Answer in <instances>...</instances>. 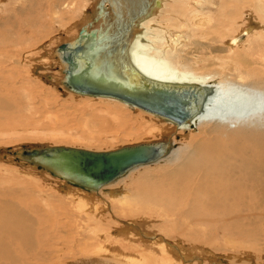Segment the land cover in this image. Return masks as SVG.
<instances>
[{
    "label": "bare ground",
    "instance_id": "obj_1",
    "mask_svg": "<svg viewBox=\"0 0 264 264\" xmlns=\"http://www.w3.org/2000/svg\"><path fill=\"white\" fill-rule=\"evenodd\" d=\"M63 1L64 2L61 3V5H64V8L71 9L73 7V3H71L72 1ZM223 1L226 5H224L225 3ZM231 1L235 6L236 3L241 0ZM243 1L246 2V0ZM4 2L6 3V1ZM98 2L99 5L96 4L97 2H94L93 7L97 5L96 11L98 13L99 25L96 26L95 30L90 33L87 31V27L84 26L81 34L82 36H78L74 39V41H69L70 43H68L69 46H67V48L70 49L65 50V53L72 56L75 59V62H77L76 67L85 68L84 71H87L86 78H90V84L96 87L97 85L103 87L105 86L117 91L120 89H128L130 91L137 89L140 90L137 92H141V90H144L143 86L151 87L150 85L154 83L159 86H165L178 91L185 95L187 101L189 102L188 108L190 111V117L182 122H176L166 116L147 110L146 108L110 94L79 92L69 85L68 73L66 74L65 72H63V84L76 93L118 99L137 106L150 112L151 114L153 113L158 117L172 121L179 126L188 124L189 127H194L191 122L198 120L199 123L205 125L207 128H210V130H208V134H206L207 137L204 142L192 145L196 148L197 157L193 160H191L192 158H188L189 160L186 159L187 162L185 160V164H187H182L183 167L177 168L174 172V176L176 178L179 176L180 184L182 185L181 188H179L182 189V192L178 193L175 198H177V196L178 198L180 197L182 203H185L184 208L181 209L182 204H177V201L175 203V200L173 201L174 197L173 199H171V197L168 202L170 207H167L166 205L163 206L162 204L163 207L159 210L164 218H166L165 216L167 215L171 216V214H174L176 211L178 212V217L183 215L185 219L187 218V222H189L188 224L191 223L194 227L192 226V231H186V234L191 235V233H194L197 237H200L199 241L201 240L202 243L192 240L191 243L186 244L184 241L186 235L183 234V231L174 232L172 231L173 229H168V226L166 227L165 225L166 223H162V221L159 224L153 223L155 226L160 225V227H162L161 230L166 233L168 236L167 238L170 237L177 242L172 244L175 250H171L172 246H167L164 241L158 237V235H161L162 233H158L156 231L151 232L148 230H152L148 227L149 225H152L149 220V216L146 215L147 218L144 217L138 219L141 217L140 214L125 213L123 209L120 211L118 210L119 212H117V215L121 216L124 212V215L127 214L126 216L129 219L134 218V220H131V224L129 225L118 227L112 226V228L116 233H119V238L123 237L124 239H129L127 237H131L130 239L137 240L140 244L145 245L147 247L145 249L140 245L143 249H139L142 251L141 254H145V250L148 249L149 252L147 251L146 254L148 255V253H150V256L161 260V264H226L223 261L219 262L220 256L211 255V249H214L213 245L209 244L208 241L215 240V236L213 234H217L216 237L222 238V242L231 245V247H236V253H238V250L242 251L243 248L246 251V257L256 256L258 259L261 258L260 255L262 253L260 249L264 247V19L262 21L260 31L257 30L258 28L256 24L254 27L251 25V27H244L245 25L243 26L242 23L241 26L243 27L241 29L239 28L240 30L235 32L229 39L221 36V44L226 42L230 45V47L226 45L225 49H227V53L225 55H221L220 53H215V51L212 50V45L216 46L217 37H214V35L217 31L215 27L211 26L213 23V17H215V12L224 14L231 9L229 4H227L228 1L98 0ZM177 2L179 3L178 5H176ZM257 2L259 10L257 13H264V0H257ZM243 4L245 3L243 2ZM25 6L23 7L25 8ZM167 6H178V12L171 9L169 12H166L165 9ZM246 7L247 6H243V8ZM250 8L251 7H247V10ZM232 10H235V8ZM57 11L58 9L54 7L53 13L56 12V14H58ZM249 12L252 13L253 9H250ZM60 16L62 17V15ZM87 17L88 16H85L80 24H82ZM61 19L62 18H59V20ZM32 20L28 21L31 22ZM6 21L8 20L5 19L3 22L5 23ZM21 22L27 23V21L24 20ZM35 22V20L34 23L32 22L34 27L36 24ZM38 22L39 21H37V23ZM16 24L18 25V23ZM12 28L14 27H11L9 23V25L4 24V26L0 29V108L5 106L9 100L11 101L12 96L16 97V94L22 91L25 87L23 79L15 74V66L18 65L17 62L19 61L22 63L21 65L26 67L28 59L27 49L29 46L27 47V44H25V47H21L19 45L20 47L14 48L16 49V52L5 48L7 47L6 43H9L7 42L8 35L6 33ZM35 28V33L31 32L28 36V40L32 39V37H34V35L38 32L37 25ZM226 31H224V33ZM68 33L70 32L68 31ZM218 35L219 34L216 36ZM68 38H71V36L67 35L65 39L70 40ZM58 39L60 40V38ZM77 41H79L78 43H88L87 53L82 54L74 51L72 44ZM203 41L209 42V44L206 49H204L205 46H202V52L199 56H197L199 57V59H197L198 63H201L202 65H197L196 67H186L181 65L177 60L178 56L184 55L182 53H184L186 48L192 49L197 45L199 47ZM15 42L16 39H13L11 41L12 45H15ZM25 42H27V40ZM47 44L46 48L48 46ZM221 44L219 47H221ZM56 50L58 51V55H61L62 50L59 48H56ZM226 55H228L227 60ZM37 56L38 58L42 57L40 55ZM59 59L63 63L61 64V68L63 67L64 71L65 64L67 65V63L61 58ZM215 61L219 62V64L217 63V66L213 65V62ZM88 63L91 64V66H89ZM180 66L184 67V71L181 72V76H179ZM226 67H232V69L238 73V78L235 80L224 79V76L221 73L224 72V75H226ZM92 74H94V76L96 75L101 77H91ZM214 74L221 76V78L216 76L214 77ZM79 77L83 76L79 75ZM203 77L207 80L204 81ZM175 79H178L179 82H185L176 84L173 83V81H177ZM224 81H229L231 83L228 91L225 89L226 91H219L218 94L213 91V86L220 85ZM212 91L214 94H211ZM113 115L115 118L113 124L116 122L117 128L125 130V128L131 127L130 119L118 117L115 113ZM163 124L165 123L163 122ZM163 124L157 126L156 128L154 126L153 130H160V132H164L170 137L171 133L176 130L173 126ZM212 128L216 133H219L216 137L209 136L213 133ZM142 130H145V128ZM142 130L141 128H138L136 133L139 131L142 132ZM149 130L151 131V129ZM181 137L183 140L185 137H188V135H182ZM181 137L177 136L178 139H181ZM88 139L94 140L95 138L89 137ZM149 142L152 144L154 143L158 147V155L156 158L147 162L137 163L127 168L123 173L101 183L97 188L89 189L80 186L78 183L71 181L73 179L64 177L60 173L51 172L46 167H38L36 160L30 159L29 156H25V149L30 151L35 150V152H38V150L48 148L46 146L41 148L23 146L20 150L16 151L18 157L15 158L21 162H24L25 160L27 163L26 165H28L30 169H36L42 174L48 173L46 175L48 177L52 175L59 178L62 185L60 192H64L65 194L68 193L71 195L70 198L73 200L72 203L74 204H69L71 210L73 211L74 207L79 211L86 208V212L82 214L81 218L85 221V224L83 225L85 235L93 232L94 234H97L100 232L99 228L101 226L100 224L96 225L94 224L95 222L91 221L92 219H95L91 216V214H94L92 210L95 212L98 210L96 209V204L99 203H90L89 200L85 198V196L88 195L84 194L85 196H83V194L79 191L82 192V190H85V192L88 191L89 193H103L105 191H109V197L111 199L116 200L117 196L123 197V190L120 188L104 187L112 184L121 176L123 177L130 171V168L136 165H148L159 161L166 154H168L167 152L173 146L171 140H168L167 142ZM61 144L62 143L56 146L73 147L96 153L112 151L110 149L93 150L86 147ZM4 156L5 155H3V158ZM62 158L65 159L67 163H71L69 161V157L62 156ZM166 180L165 182H167ZM159 181L160 180H158V183L160 184L159 186L164 185L165 182L163 183L161 180L160 183ZM64 183L66 185H64ZM145 185H147V189L151 190L157 186V183L146 182ZM176 186L179 187L178 185ZM3 188L2 191L0 187V191H2L0 192V264H60L59 262L64 260L63 258L66 255L61 254L62 252L60 251L63 250L62 246L64 243L62 246L59 245L57 238L63 237V232L65 234L67 233L65 232L66 229L62 228V226H64L63 224H65V220L62 219V221L60 217L63 215L67 216L69 222L76 220L75 216L72 215L73 213L70 211V208H68V206L66 207L65 202L63 203L61 201V204L64 205V210L62 211L61 208H59L61 207V204L59 205L57 202L54 204L55 197L58 196L56 195L58 192L53 190L52 187L47 189L45 187L44 189H38L37 193L39 194L36 193L37 196L41 195L43 198L40 202H43V200H49L47 202V209H51L55 205L54 210H47L46 212L39 209V200H37L38 197L33 202L25 204V199L27 198L24 194L26 191L22 192L24 190H19L18 192V189L14 187H7V189ZM168 192H170V190ZM174 192L177 194V191ZM158 193L161 192L158 191ZM36 194L34 193V195ZM95 198L96 196H91L92 200ZM153 198L157 199L156 196H153ZM160 199L161 198L158 199L159 202L162 200ZM166 200H168V198ZM100 205L101 208L104 207L103 213L105 212V209L111 213L113 209L117 208L114 203L111 204L112 206L109 203H106V206L104 204ZM120 207L121 206H119V208ZM151 213L149 212V214ZM161 214L158 213L159 216H161ZM208 214L209 220L206 223L204 218ZM96 215L97 214H95V216ZM162 218L163 217H161V220ZM152 219L156 220L155 218ZM166 219L171 220L170 217ZM181 221L179 219V226L181 229H185V227L181 225ZM172 223L169 224L172 225L173 228ZM176 224L179 223L176 222ZM183 225L186 226L185 224ZM205 225L206 227H204ZM212 226L215 227V232L209 231ZM109 229L110 228H106L107 233L109 232ZM207 229L208 231H206ZM59 230L62 233H59ZM191 237L196 239L195 236H190V238ZM235 237H239V239H236ZM68 241L69 240L66 242ZM85 241L86 237L84 240L82 238L81 244L83 247L89 244ZM74 243H76V240ZM73 247L74 246L71 248ZM136 247L137 250L139 247L138 245H136ZM89 248L93 249L96 248V246L93 247L92 245ZM79 249H82V247ZM94 251L97 252L96 250ZM229 253L231 255L233 254L232 252ZM104 255L100 256L99 254L94 257H88L85 254V257L83 255L80 256V258L76 255V258L74 257L68 260L65 258V262H61V264H103L107 262V260L105 262V259H110V257H106ZM231 255L228 254L229 257ZM238 255L241 254L238 253ZM126 257L128 258L129 255L127 256V254L124 255L121 253L118 256L115 254L111 257L115 262L109 264H127L128 261L131 260H128L126 263L122 259ZM132 258L135 257L133 256ZM128 259H130V257ZM138 260L139 263H141L143 259H141V261L140 259ZM261 260L263 261L264 258ZM133 261L134 259H132V262ZM137 262L138 261H136V264H139ZM143 263L144 260L142 264Z\"/></svg>",
    "mask_w": 264,
    "mask_h": 264
},
{
    "label": "rangeland",
    "instance_id": "obj_2",
    "mask_svg": "<svg viewBox=\"0 0 264 264\" xmlns=\"http://www.w3.org/2000/svg\"><path fill=\"white\" fill-rule=\"evenodd\" d=\"M4 1H6V3ZM225 1H228L227 4H229L231 11L229 10L224 14L215 12L216 18L213 17V23L211 26V27H215L217 31V33H215L214 35V37H217L216 46L212 45V50H214L215 53H220L221 55L223 54L225 55L227 53V49H225L226 45L230 47V45H228L226 42H224V44H221L222 43L220 42L221 36L229 39L230 37L233 36L235 32L240 30L244 25H245L244 27H247L250 25L254 27V25L256 24L258 28L257 30L260 31L261 26H262V21L264 19V13H257L259 12L258 7H257L258 5L257 0H246V2L241 0L240 2H237L235 6L231 0H225ZM63 2H64L63 0H1L0 1V4H1L0 5V26L3 27L4 24L9 25L10 23L11 27H14L6 33L8 35L7 42L9 43H6L7 47L5 48L11 51L13 50V52H16V49H14L15 47H20V46L25 47V44H27V47L29 46L27 49L28 59H27L26 67L21 65L22 63L19 61L17 62L18 65L15 66V70H16L15 74L16 76L23 79L25 83V87L22 89V91L16 94V97L12 96V100L11 101L9 100L5 106L0 108V187H1V190L3 187H4L3 189H7V187L9 188L14 187L18 189V192L19 190H24L22 192L26 191L24 196L27 198L25 199V202H26L25 204L33 202L38 197L37 200H39V209L41 211L44 210L46 212L47 210L48 211L54 210L55 205L51 209H47V202L49 200L48 201L43 200V202H40V200L43 198L41 195L37 196V194H39L37 192H38V189H44V187L47 189L49 187H52L53 190L58 192L56 194L58 196L55 197L54 204L57 202L60 205L62 201L63 203L65 202L66 207L68 206V208H70V205H73L74 203H72L73 200L72 198H70L71 195H69L68 193L65 194L64 192H60L62 188V185L60 182L61 180H59V178L54 177L52 175H50L49 177L46 176L48 173L42 174V173H39V171H37L36 169H30V167L26 165L27 163L25 160L24 162H21L16 159L18 157V155L16 154L17 150H20L23 146L25 147L28 146L30 148H41L45 146L46 147L56 146L60 143H62L63 145L86 147V148L93 149V150H109V149L114 150L120 147L137 144L141 142H149V141L167 142L168 140H171L172 145H173L170 148L171 151L169 150L167 152L168 154H166L159 161L148 164V165L147 164L146 165H143V164L136 165L130 168V171L127 172L123 177L121 176L112 184L104 187V188H109V187L120 188L121 190H123V197L117 196L116 197L117 199L115 200L109 197V191H105L103 193L101 192L100 193L98 192L89 193L88 191L85 192V190L84 191L82 190V192L79 191L80 193L83 194V196H85L84 194L88 195V196H85V198L88 199L90 203H99V204H96V209H98L96 212L91 209L94 212V214H91V216L95 218V219H92L91 221L95 222L94 224L96 225L100 224L101 226L99 228V231H100L99 233L94 234L93 232V233H89L85 235L84 227H83V225L85 224V221L84 219H81V218H82V214L86 212L85 211L86 208H83V210L79 211L77 210V208L74 207L73 208L74 212L71 210V208H70V211L73 213L72 215L75 216L76 220L69 222L67 216H64V215L61 216L60 217L61 220L62 219L65 220L64 221L65 224H63L64 226H62V228L66 229L65 232L67 233L65 234L63 232L62 234L63 237L57 238L59 245L62 246L64 243V245L62 246L63 250L60 251L62 252L61 254L62 255L64 254L67 256V257L64 256L63 258L64 260H61L59 262L60 264L61 262H65V258H67V260L74 258V257L76 258V255L78 258H80V256H83V255L85 257V254L88 257H92V256L94 257L99 254L100 256H102L104 255V253H105L104 256L110 257V259H105V262L107 260L108 263L106 262L103 264L114 263L115 261L111 257L115 254L119 256L121 253L124 255L127 254V256L129 255L130 259H128L129 257L122 258L126 263L128 260H131V261H128L127 264H130V262L131 264H134V263L136 264V261H138L137 263H139L138 259H140V261L141 259H143L144 260L143 264H161L162 263L161 260L157 259L156 257L150 256L149 255L150 253H148V255L146 254L148 249L145 250L146 251L145 254H141L142 252L141 250H143L142 248L144 249L147 248L145 245L140 244V242L137 240L130 239L131 237H127L129 239H124L123 237H121L123 239L119 238L118 236L119 233H116L115 230L112 228V226L118 227V226H126V225L131 224V220H134V218L129 219L126 216L127 214L124 215V212L131 213V214L137 213L141 215V217L138 219H141L144 217L147 218V216H149V220L152 225H149L148 227H150L152 230L150 229L148 230L151 232L156 231L158 233H162L161 235H158V237L161 238L167 246H170V247L172 246L171 250H175L172 244L177 243V242L170 237L167 238L168 236L166 235V233L161 230L162 227H160V225L155 226L153 225V223L159 224L162 221V223H166L165 225L166 227L168 226V229H173L172 231L174 232L183 231V234H185L187 237V238L185 237V240H184L186 244L191 243L192 240L198 241V243H202L201 240L199 241L200 237H197L194 233H191V235L186 234L187 233L186 231L189 230L188 232H190L192 231L194 227V225H192L191 223L188 224L189 222H187L188 220L187 218L185 219L183 215L178 217V212L176 211L174 213L175 215L171 214L172 218L170 215L165 216L166 218L170 217L171 220H169V219L164 218V216L161 214L159 210L162 209L164 205H166L167 207H170L168 202L170 200L169 198L171 197H172L171 199H173L174 197L173 201L175 200V203L177 201V204L178 203L182 204L181 209L184 208L185 203H182V200L180 199V197L178 198L177 196L178 199L175 198L176 195H178V193L182 192L181 191L182 189H179L181 188L182 185L180 184L179 176L176 178L174 176L175 174L174 172L176 171L177 168L183 167L182 164H185L186 159L189 160L190 158H192L191 160H193L197 157L196 148L192 145L204 142L207 137L206 134H208L209 132L208 130H210V128H207L205 125H202L201 123H199L198 120H196L197 122L195 120L191 122L193 123L194 127L192 126L189 127L188 124L179 126L172 121H168L166 119L158 117L157 115L153 113L151 114L148 111H145L129 103L120 101L118 99L111 98V97L105 98L101 96L84 95V94L76 93L72 91L71 89H69L67 86H65L62 82L63 77H64V73H63L64 71H63V67L61 68L62 66L61 64L63 63L59 59L61 57L58 55V51L56 50V48H58L59 44H61V41L62 43L65 42L63 40H66L65 38L67 37V35L71 36V38H68L70 40H66L67 42L74 41V39L80 35V30L84 26L87 27V31L89 33L95 30L96 26L99 25L98 13L96 11V7L97 5H99V2L98 0L96 1L95 0H70L69 2L73 3V7L71 9L64 8L65 6L61 5V3ZM94 2H97L96 3L97 5L95 4L96 5L95 7H93ZM243 2L245 4H243ZM178 4L179 3L177 2L176 5ZM224 5H226V3ZM23 6H25V8ZM243 6L251 7L250 9H253V12L250 13L249 12L250 9L247 10V7L243 8ZM54 7L58 9L57 11L58 14H56V12L53 13ZM234 8L235 10H232ZM170 9L175 12H178L177 11L178 6L177 7L167 6L165 10L166 12H169ZM246 10H247V14H246ZM60 15H62V17ZM85 16H88L87 19L82 24H80ZM55 17L58 19H56ZM59 18H62V19L59 20ZM5 19H7L8 21L4 23L3 21ZM260 19H261V22H260ZM22 20L27 21V23L21 22ZM28 20H32V21L29 22ZM34 20L36 21L35 27L37 25L38 32L35 35L33 34L35 38L32 37V39L28 40V36L31 34V32L35 33L36 31V28L33 25ZM37 21H39L38 22L39 24L37 23ZM41 22H42V25H41ZM16 23H18V25ZM242 23H243V26H241ZM2 27H0V29ZM68 31L70 33H68ZM224 31H226L227 33L225 32L226 33L225 34ZM217 34H219L220 36L219 35L216 36ZM58 38H60V40ZM13 39H16L15 45L14 44L12 45L11 43ZM23 40L25 41L27 40V42ZM204 41L203 43H201L199 47L197 45V46H194L192 49L186 48L184 50V53H182L184 55L178 56L177 60L179 61V63L186 67H192V66L196 67L197 65H202L201 63H198L197 59H199V57L197 56L201 54L202 46H205L204 49L208 48L207 46L209 42H204ZM46 44L48 45L47 48H46ZM220 44H221V47H219ZM36 54L42 57L38 58ZM29 55H33V56H29ZM227 58H228V55H226V60ZM215 62H213V65L217 66L219 62L217 61ZM213 65H210V66H213ZM183 71H184V67L180 66L179 76H181L182 74L181 72ZM225 71H226V75H224V72L221 73L223 74L224 79L235 80L238 78V73L234 71L232 67H226ZM215 76L221 78V76L214 74V77ZM175 80L177 81H173V83H176V84L177 83L181 84L185 82L183 80H181L183 82H179L178 79H175ZM203 80L205 81L207 79L203 77ZM222 83L220 85L212 87L213 91H215L217 94L219 91L229 90L231 83L229 81H226V82L224 81ZM205 87L208 88L207 86ZM212 92L211 94H214V92L213 93ZM206 110H207V107H206ZM114 113L117 114L118 117L130 119L131 127H127L125 128V130L121 128H117L116 122L113 124L114 119H115L113 115ZM163 122L165 124H163ZM162 124L163 125L168 124V126L169 125L173 126L176 131L171 133L169 137L168 134L164 132H160V130L158 131L153 130L154 126L156 128L157 126L162 125ZM138 128H141V130L145 128V130H142V132L139 131L136 133V130ZM149 129H151V131ZM181 134L186 135V136L188 135V137H185V138L183 137L184 139L182 140ZM218 134H219L218 132L216 133L213 130V133H211L209 136L216 137ZM59 135H61L62 137ZM177 136H180L181 139H178ZM89 137H93L95 139L94 140L88 139ZM3 155H5L4 156L5 159L3 158ZM167 177L170 181L167 179ZM158 180L160 181L162 180L161 182L163 183L165 182V180L167 182H165L164 185L159 186L160 184L158 183ZM146 182H156L157 186L152 188L151 190L147 189V185H145ZM64 185L66 184L64 183ZM176 185H178L179 187H177ZM169 190L171 193L174 191H177V194L175 192H174L175 194L174 193L171 194L170 192H168ZM158 191H160L161 193H158ZM34 193L35 194L37 193V194L34 195ZM59 193L61 196L59 195ZM159 194L162 197H160ZM91 196H96V198L92 200ZM153 196L154 197L156 196L157 199L153 198ZM158 197L162 199V200L160 199L161 200L160 202L158 200L159 199ZM167 198L168 200H166ZM156 200L158 203L156 202ZM147 201L149 202V204ZM162 201L163 202L165 201L164 202L165 204ZM178 201H180L181 203ZM106 203H109L110 205L114 203L117 206V208L113 209L114 212L112 211L111 213L105 209V212L103 213L104 207L101 208L100 204H104L106 206ZM119 206L121 207L119 208ZM59 208H61V210L63 211L64 205L61 204V207ZM121 209H123L124 212L121 216L120 215L118 216L117 212H119ZM149 212L150 213L152 212V213L149 214ZM158 213H160L161 216H159ZM95 214H97L96 215L97 217L95 216ZM161 217H163L162 220H161ZM152 218H155L156 220ZM179 219L180 221L185 220L184 222L181 221L182 222L181 225L185 227V229L180 228L179 226L180 222H178ZM204 220L206 223L208 222L209 214L206 215ZM176 222L179 224H176ZM169 223L173 224V228H172V225H170ZM183 224H185L186 226H184ZM204 227H206V225ZM106 228H110L108 233H107ZM206 231H208V229ZM209 231L215 232L216 229L214 226H212L211 230ZM59 233H62V232L59 230ZM213 235L215 236L214 238L215 240L213 241L211 240L208 242L209 244L213 245V249H214V250L211 249L212 251L211 255L220 256V259H219L220 261L218 260L219 262L223 261L226 264H252V263L253 264H264L263 263L264 260L263 261L261 260L264 258V247L260 249L262 253L260 255L261 258L258 259V257L256 256H253L254 258L246 257L245 256L246 251L243 248H242V251L238 250V253L241 254V255H238V253L235 252L236 247L234 248L232 246L233 247L232 248L231 245H228L227 243L222 242L223 240L222 238L216 237L217 234H213ZM190 236H195L196 239L194 237L190 238ZM85 237H86L85 242L89 243L87 245L88 247L87 246L83 247L81 244L82 238L84 240ZM235 238L239 239V237H235ZM67 240L69 241L66 242ZM75 240H76V243H74ZM123 243L126 245H124ZM134 244L138 245L139 248L137 250H136L137 247ZM92 245L93 247L96 246V248H93V249L89 248ZM140 245L143 247L141 248ZM72 246L74 247L71 248ZM81 247L82 249H79ZM140 248L141 250H139ZM238 249H239V246H238ZM94 250H96L97 252H95ZM229 252H232L233 254L231 255ZM228 254L231 256L229 257ZM133 256L135 258H132ZM144 256L145 257L147 256V257L145 258ZM132 259H134L133 261L134 263L132 262ZM142 262L139 264H142Z\"/></svg>",
    "mask_w": 264,
    "mask_h": 264
},
{
    "label": "water",
    "instance_id": "obj_3",
    "mask_svg": "<svg viewBox=\"0 0 264 264\" xmlns=\"http://www.w3.org/2000/svg\"><path fill=\"white\" fill-rule=\"evenodd\" d=\"M82 32L83 27L80 30V35ZM78 42L72 44L74 51L82 54L87 53L88 43ZM68 43L70 42L65 41L59 44L58 48L62 50L59 56L67 63L64 72L68 73L69 85L79 92L110 94L166 116L176 122H182L190 117L189 102L185 95L165 86L153 83L150 85L151 87L143 86L144 90L137 92L140 90L120 89L117 91L105 86L97 85L96 87L91 85V82H89L91 79L86 78L87 71H84L85 68L76 67L77 62H75V59L65 53L66 49H70L67 48ZM88 65L91 66L89 63ZM79 75L83 77H79ZM95 76L92 74L91 77ZM103 79L105 80L104 77ZM157 150L158 147L154 143L144 142L127 145L109 152L96 153L73 147L54 146L38 150V152L25 149L24 153L30 159L36 160L38 167H46L51 172L60 173L64 177L73 179L71 181L78 183L80 186L89 189L97 188L101 183L123 173L127 168L137 163L153 160L158 155ZM62 156L69 157L71 163H67Z\"/></svg>",
    "mask_w": 264,
    "mask_h": 264
}]
</instances>
